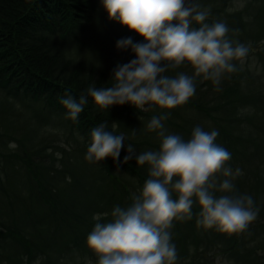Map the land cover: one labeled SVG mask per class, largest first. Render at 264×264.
Masks as SVG:
<instances>
[{
  "label": "trees",
  "instance_id": "1",
  "mask_svg": "<svg viewBox=\"0 0 264 264\" xmlns=\"http://www.w3.org/2000/svg\"><path fill=\"white\" fill-rule=\"evenodd\" d=\"M227 1L198 0L210 9L207 23L223 21L230 39L249 46L245 64L235 62L238 71L226 73L218 86L197 78L195 94L170 110L141 112L129 103L101 109L89 96L72 120L61 98L78 100L89 87H111L113 69L131 53L116 41L143 37L122 26L104 40L96 31L106 17L99 0H0V108L11 113L0 117V264H97L85 244L93 215L108 213L105 222L112 220L113 208L129 206L142 188L147 166L123 158L128 144L138 153L158 150L160 138L146 126L164 111L167 131L185 140L196 126L218 131L216 143L231 153L227 165L243 172L234 180L235 194L250 195L259 208L245 231L227 234L202 227L194 203L192 217L174 220L169 230L176 264H264V0H245L235 12ZM22 110H29L28 120ZM101 123L126 141L118 161L89 163L90 133ZM8 139L18 147L10 149Z\"/></svg>",
  "mask_w": 264,
  "mask_h": 264
},
{
  "label": "clouds",
  "instance_id": "2",
  "mask_svg": "<svg viewBox=\"0 0 264 264\" xmlns=\"http://www.w3.org/2000/svg\"><path fill=\"white\" fill-rule=\"evenodd\" d=\"M101 4L109 20L144 42L134 43L131 37L116 41L118 49L130 48L135 58L116 65L111 87H89L88 95L81 94L78 100L68 94L61 98L65 115L72 120L78 119L89 96L101 109L125 103L141 112L176 108L195 94L197 78L218 86L226 73L239 70L235 62L242 66L248 56L249 46L230 39L226 23L206 22L210 9L198 0H101ZM185 64L193 69L191 75L165 74ZM168 115L167 111L154 115L146 126L160 138L158 150L138 153L132 144L126 148L123 162L134 158L136 164L147 166L148 175L142 188L132 193L131 204L115 206L113 219L107 222L108 213L93 215L96 223L85 244L97 264H176L169 230L174 220L192 217L194 203L200 209L198 223L206 229L234 234L257 218L253 198L235 194L234 180L243 172L227 165L231 153L216 143L218 131L196 126L185 140L167 131L163 121ZM106 129V123L92 129L85 155L89 163L106 157L119 160L126 138ZM8 147L18 145L9 142Z\"/></svg>",
  "mask_w": 264,
  "mask_h": 264
},
{
  "label": "rangeland",
  "instance_id": "3",
  "mask_svg": "<svg viewBox=\"0 0 264 264\" xmlns=\"http://www.w3.org/2000/svg\"><path fill=\"white\" fill-rule=\"evenodd\" d=\"M227 3H228L227 4V7L232 12H235V11H238V10H240L242 8V7H240L241 4H243V6H244L245 0H228ZM99 4L101 6V9H103V6L101 4V0H99ZM103 13L105 14L104 16H106V17L100 19V21H99L100 27L98 29H96V31H101V35L103 36L104 40L109 41V38L111 37L110 34H109V32L111 34L115 33V32H111L112 29H113V31H116V32L119 31V30H117V28H121L122 25L119 22L109 20L107 18V13L105 12L104 9H103ZM139 42H144V41H142L141 39H137L135 41V43H139ZM84 55L86 56V58H88L90 60H91V58H95V56L93 54L89 53V52H85ZM134 58H135V54L131 52L129 54V57H128L129 61L132 60V59H134ZM245 62H246V60H245ZM249 66L252 69V71H254V72L256 71V68H258L257 63L255 61H253L251 64H249ZM192 72H193V69L190 66L186 65V68H185L184 73H186L188 75H191ZM13 105H14V107H18V105L16 103H14ZM22 111H24V110H22ZM29 113H30L29 110H25L24 112H22V114H21L22 117L21 118L28 120V118L30 116ZM9 114H11V113L7 111L6 106H3L2 108H0V117L5 118V116L6 115H9ZM13 116H15V115H13ZM1 126H2V123L0 121V128H1ZM46 133L49 134L48 135V138L50 136H52V139L54 140V143H62V139L61 138H58L56 136L55 130L46 129L45 130V134ZM9 142H14V140L8 139V145H9Z\"/></svg>",
  "mask_w": 264,
  "mask_h": 264
}]
</instances>
